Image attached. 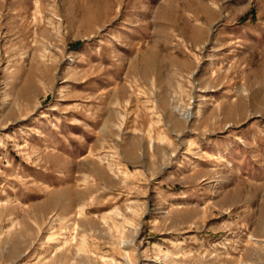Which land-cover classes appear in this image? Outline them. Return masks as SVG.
I'll use <instances>...</instances> for the list:
<instances>
[{
	"label": "rangeland",
	"instance_id": "1",
	"mask_svg": "<svg viewBox=\"0 0 264 264\" xmlns=\"http://www.w3.org/2000/svg\"><path fill=\"white\" fill-rule=\"evenodd\" d=\"M0 264H264V0H0Z\"/></svg>",
	"mask_w": 264,
	"mask_h": 264
},
{
	"label": "bare ground",
	"instance_id": "2",
	"mask_svg": "<svg viewBox=\"0 0 264 264\" xmlns=\"http://www.w3.org/2000/svg\"><path fill=\"white\" fill-rule=\"evenodd\" d=\"M183 114H184V113H183ZM190 115H191L190 113H189V114L187 113V114H184L183 116H184L185 119L188 120V119L190 118ZM54 203H55V202H47V205L52 206ZM83 246H84V245H83ZM160 247H161V246H159V248H160ZM156 250H157V249H156ZM161 250H162V249H161ZM158 251H159V250H158ZM168 257H169V256L167 255V258H168ZM62 262H63V261H62Z\"/></svg>",
	"mask_w": 264,
	"mask_h": 264
}]
</instances>
